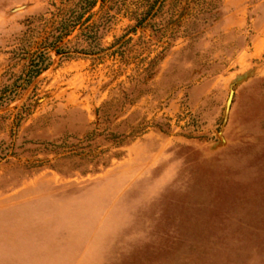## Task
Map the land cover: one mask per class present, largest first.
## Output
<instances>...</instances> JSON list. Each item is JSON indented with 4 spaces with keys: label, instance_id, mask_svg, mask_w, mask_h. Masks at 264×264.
<instances>
[{
    "label": "rangeland",
    "instance_id": "obj_1",
    "mask_svg": "<svg viewBox=\"0 0 264 264\" xmlns=\"http://www.w3.org/2000/svg\"><path fill=\"white\" fill-rule=\"evenodd\" d=\"M72 5L0 0V264H264V0Z\"/></svg>",
    "mask_w": 264,
    "mask_h": 264
},
{
    "label": "trees",
    "instance_id": "obj_2",
    "mask_svg": "<svg viewBox=\"0 0 264 264\" xmlns=\"http://www.w3.org/2000/svg\"><path fill=\"white\" fill-rule=\"evenodd\" d=\"M99 1L100 0H73V5L68 15L61 18L58 22L57 29L59 33L56 36L57 42L62 41L66 35H69L71 31L82 22L85 14L89 13Z\"/></svg>",
    "mask_w": 264,
    "mask_h": 264
}]
</instances>
